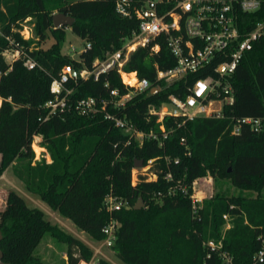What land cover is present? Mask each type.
<instances>
[{
	"label": "trees",
	"instance_id": "obj_1",
	"mask_svg": "<svg viewBox=\"0 0 264 264\" xmlns=\"http://www.w3.org/2000/svg\"><path fill=\"white\" fill-rule=\"evenodd\" d=\"M56 13L72 17L71 33L90 44L80 62L62 52L66 30L53 27ZM244 17L254 20L251 15ZM26 19L32 30L29 40H23L17 31ZM249 28H241V32ZM136 29L135 20L116 13L113 0H0V174L10 167L27 193L96 243L105 237L103 227L115 219V241L110 249L124 264H225L220 251L233 264H258L253 256L264 245V125L258 133L242 126L233 135L231 129L234 118L264 115V39L253 44L232 75L235 102L224 109V117H198L184 124H179V118L166 117L163 125L168 135L161 146L157 139H144L139 145L104 119L103 112L80 115L75 111L74 104L81 99L109 101L111 90L119 95L130 92L115 70L97 80L69 81L66 109L44 120L48 113L45 103L53 96L50 83L64 65L89 69L94 59L118 50ZM6 37L22 45L38 66L29 70L21 59L6 62L2 55L8 48ZM47 40L51 44L43 48ZM216 64L166 83L156 79V70L175 65L165 44L156 53L149 46L138 47L123 70L136 72L150 89L160 90L132 95L119 111L107 103L105 110L124 116L138 131H154L160 136L156 116L149 115V108L158 109L169 95L184 98L194 81L214 75ZM33 136L40 137L50 161L44 156L33 161ZM150 159H155L149 173L156 174V180L139 175L133 184L134 163L141 161L145 166ZM167 174L170 180L165 178ZM207 175L214 185L227 181L240 194L217 190L193 210L188 195L168 193L176 182L190 193L193 182ZM108 195L126 200L128 206L108 212L104 205ZM138 199L144 207L134 210ZM223 215L231 224L226 230ZM0 233V250L8 264H42L33 252L45 234L66 245L67 264H87L93 257V249L47 221L39 208L5 214ZM210 240L221 241V249L206 248L203 243ZM97 264L110 263L100 258Z\"/></svg>",
	"mask_w": 264,
	"mask_h": 264
},
{
	"label": "built area",
	"instance_id": "obj_2",
	"mask_svg": "<svg viewBox=\"0 0 264 264\" xmlns=\"http://www.w3.org/2000/svg\"><path fill=\"white\" fill-rule=\"evenodd\" d=\"M113 1L116 13L121 17L135 20L137 29L132 32L131 36L123 39V44L118 50L107 54L102 59H94L89 69H76L70 64L64 65L58 77L53 78L50 83V92L53 96L45 103L48 113L44 120L56 111L66 109V98L71 93V90L66 87L69 81L76 82L78 79L89 78L97 80L101 74L110 70H115L119 74L122 84L130 88V92L119 95L116 90H111L109 101L104 99L97 101L94 98L81 99L74 104V109L80 115H94L103 112L104 119L111 121L114 127L125 131L130 138L137 140L139 145L144 139H157L158 145H162V140L168 135L163 125L166 117L181 119L179 124L198 117L222 119L225 115L224 109L233 106L235 102V90L230 81L232 75L244 55L252 50L253 44L264 39V0ZM249 15L253 17V22L244 17ZM28 21L29 19H26L20 24L21 28L17 29L23 40L32 38L31 25ZM248 25L250 28L241 32V28H246ZM6 39L8 48L2 53L6 62L11 64L21 59L24 67L29 70L38 66L37 62L24 51L22 45L10 37ZM161 44H165L175 60L174 67L167 70H156V79L164 80L166 83L183 79L192 73L203 72L214 61H217V64L213 67L214 75H206L194 81L187 87V94L184 98L169 95L168 101L158 109L149 108V115L156 116V122L159 124L161 135L158 136L154 131L148 133L138 131L124 116L109 113L105 107L109 103L113 110L119 111L132 95L150 89V84L146 79H139L136 72L124 71L123 66L136 48L149 46L150 51L156 53ZM88 49H90V44L82 41L80 46L70 45L65 54L80 62V55ZM125 79H132V83ZM263 125L264 115L234 118L231 133L237 135L242 126H247L251 131L258 133L262 131ZM33 142L39 145L40 137L33 136L32 144ZM44 152L46 161H50L45 149ZM154 161L155 159L148 160L143 173L140 174L147 177V181L156 180V174L149 173ZM165 178L170 180V174H167ZM196 181L193 182L190 193L180 182L171 186L168 193L173 195L175 192H180L188 195L192 209L195 210L202 201L195 192ZM104 205L108 212H114L126 208L128 202L108 195L104 199ZM223 219L226 221L224 225V230H226L231 226L230 220L227 215H223ZM116 228L117 221L110 219L102 229L105 237L99 245L110 248L115 241ZM203 244L210 251H219L222 247L221 241L215 243L210 240ZM94 252L97 254L99 251L95 249ZM95 253L87 264H97L98 260H94ZM219 255L225 264H233L231 257L225 252L220 251ZM253 261L258 264L264 262V245L253 256Z\"/></svg>",
	"mask_w": 264,
	"mask_h": 264
},
{
	"label": "rangeland",
	"instance_id": "obj_3",
	"mask_svg": "<svg viewBox=\"0 0 264 264\" xmlns=\"http://www.w3.org/2000/svg\"><path fill=\"white\" fill-rule=\"evenodd\" d=\"M66 39L63 44L62 52L65 53L70 45L80 46L82 41L71 33L70 28L66 27ZM51 40H47L42 47L47 48L50 46ZM170 108V106H168ZM35 147H37L35 150ZM32 150L34 152V158L41 159V156L45 155L44 148L37 145L35 142L32 144ZM1 158V156H0ZM33 158V159H34ZM144 166L134 168L132 170V183L138 181V176L143 173ZM152 178V177H150ZM148 179V178H147ZM198 181V182H197ZM194 185L195 192L200 199L208 198L214 193L219 191H224L228 195H239L240 191L232 187L229 182H224L222 185H214L212 179L206 176L203 179H199ZM242 195L255 196V193L241 192ZM264 194V191H263ZM143 203V202H142ZM39 208L44 213V218L51 224H56L62 231L76 237L78 240L83 242L85 245L94 250H98L95 253L94 260L103 258L107 260L110 264H124L119 261L114 254L111 252L110 248L99 245L92 241V239L85 233L78 230L70 220L61 217L56 212L52 211L46 204L41 202L37 197L32 196L27 193L23 184L16 179L13 175L11 168L5 169L0 174V220L8 213H16L23 208ZM144 207V203L141 209ZM67 247L64 243L58 242L49 234H45L37 247L35 248L33 254L39 257L42 264H67L66 256Z\"/></svg>",
	"mask_w": 264,
	"mask_h": 264
},
{
	"label": "water",
	"instance_id": "obj_4",
	"mask_svg": "<svg viewBox=\"0 0 264 264\" xmlns=\"http://www.w3.org/2000/svg\"><path fill=\"white\" fill-rule=\"evenodd\" d=\"M73 22H74V19L72 17L64 15L62 13H56L52 17V24H53V27L55 29L62 28V27H65V28L69 27L70 28L72 26ZM159 90H160L159 87H155V88L151 89V93L158 92ZM141 166H142L141 161L134 163V168H138ZM142 205H143L142 200L138 199V201L134 205L133 209L139 210V209H141ZM1 239H2V235L0 233V241H1ZM0 264H8V263H5L3 261V253L1 250H0Z\"/></svg>",
	"mask_w": 264,
	"mask_h": 264
},
{
	"label": "bare ground",
	"instance_id": "obj_5",
	"mask_svg": "<svg viewBox=\"0 0 264 264\" xmlns=\"http://www.w3.org/2000/svg\"><path fill=\"white\" fill-rule=\"evenodd\" d=\"M125 80L130 81V83H132V79H125ZM35 150H37V149L35 148Z\"/></svg>",
	"mask_w": 264,
	"mask_h": 264
},
{
	"label": "crops",
	"instance_id": "obj_6",
	"mask_svg": "<svg viewBox=\"0 0 264 264\" xmlns=\"http://www.w3.org/2000/svg\"><path fill=\"white\" fill-rule=\"evenodd\" d=\"M35 148H37V147H35ZM68 220V219H67ZM76 238V237H75ZM112 252V251H111Z\"/></svg>",
	"mask_w": 264,
	"mask_h": 264
}]
</instances>
